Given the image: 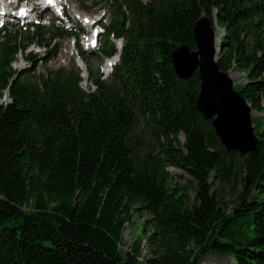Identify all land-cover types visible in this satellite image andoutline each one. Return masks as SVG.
<instances>
[{"label":"trees","instance_id":"16d2710c","mask_svg":"<svg viewBox=\"0 0 264 264\" xmlns=\"http://www.w3.org/2000/svg\"><path fill=\"white\" fill-rule=\"evenodd\" d=\"M100 2L106 36L123 46L108 80L87 69L88 91L76 67L11 66L61 27L0 29V264H201L210 253L264 264V119H252L251 151L226 149L197 109L198 72L182 79L172 64L178 46L196 50L205 15L223 31L218 68L244 72L234 88L264 112V0ZM114 52L103 44V56ZM171 167L189 175L193 197ZM138 210L149 217L122 254Z\"/></svg>","mask_w":264,"mask_h":264},{"label":"rangeland","instance_id":"374dc122","mask_svg":"<svg viewBox=\"0 0 264 264\" xmlns=\"http://www.w3.org/2000/svg\"><path fill=\"white\" fill-rule=\"evenodd\" d=\"M65 4V12L64 17L52 20L49 14L43 13L42 15L43 19L40 20L39 17H37L40 13L38 10H34L28 18H25L31 20L32 22H38L39 24H42L46 29L50 28L51 24L54 23L56 25L65 26V28H62V35L59 37L53 36V33H46L42 37V45L37 47V45L30 44L28 48L22 52L18 53L16 55L15 61L12 63V67L16 71H21L24 68H29V73L33 75V73H52L54 74L59 68H64L66 71L73 69L75 66L81 70V82L80 87L85 90H91L93 86L89 83L88 78L85 77L86 71H85V65L82 63V61L78 57V45H81L79 41L76 42V39L74 37L68 38V35L76 30L75 26V15H84L86 14L89 16L91 15H101L104 10H101L102 7L98 6L100 4V0H85L82 2L83 5L87 7H91L90 11H87L82 7V4L79 0H63ZM7 6H9L7 11H11V8L15 5L11 0L6 1ZM36 7V4L32 2L31 7ZM105 15H108V9L105 11ZM50 17V18H49ZM75 17V18H74ZM107 18V17H106ZM8 21L7 23H10V25L16 24L14 29H18L20 33L27 31L28 29L25 27V21L24 20H18L14 18L11 14L7 16V19H4L3 21L0 20V24L4 21ZM13 21H18V23H13ZM60 26V27H61ZM12 28V26H10ZM214 37H218L221 34V30L218 28H214ZM29 34L31 35V29ZM23 35V34H22ZM24 36V35H23ZM80 40L84 44H88L87 38ZM106 38L104 36H101L98 46L93 48H84L85 51V58L87 59V67L88 69L96 73L101 71L102 67V61L103 58L101 56V47L103 45V42ZM112 39V38H109ZM109 39L107 41H109ZM113 40V39H112ZM76 42V43H75ZM103 68V67H102ZM231 80L234 85L240 84L244 81V72L239 70H230L229 71ZM84 76V77H82ZM110 73L103 75V78H109ZM8 96L7 91H5L0 98V104L8 102ZM250 120L261 117L264 119V112L260 111H254L251 112ZM180 141H183V136H179ZM176 175V179L179 181V183L185 184L189 186V194L191 197L194 196V184L189 177V175L180 170L176 169L175 171H172ZM224 202L227 204V207H230L231 204H229V197L228 190H225L223 192ZM146 217H149V214L145 211H136L134 216L131 218L130 222L126 224L125 230L122 235V241L120 244L121 252L124 254L128 248V246L133 242V240L140 235L142 223L144 222V219ZM144 241L142 242V253H141V259L146 257V249L144 248ZM227 263H233V260L229 256H218L216 254L210 253L207 255L201 262V264H227Z\"/></svg>","mask_w":264,"mask_h":264},{"label":"water","instance_id":"95a60500","mask_svg":"<svg viewBox=\"0 0 264 264\" xmlns=\"http://www.w3.org/2000/svg\"><path fill=\"white\" fill-rule=\"evenodd\" d=\"M197 49L190 51L186 45L172 52V63L178 77L188 78L195 70L200 78V90L196 101L197 109L206 119H212L215 133L228 150H237L242 155L254 148L256 136L250 124L251 108L245 98L233 88L228 73L217 64L216 46L208 18L200 17L194 25ZM171 168L170 171H175Z\"/></svg>","mask_w":264,"mask_h":264},{"label":"bare ground","instance_id":"6f19581e","mask_svg":"<svg viewBox=\"0 0 264 264\" xmlns=\"http://www.w3.org/2000/svg\"><path fill=\"white\" fill-rule=\"evenodd\" d=\"M32 10H35V8H33ZM89 46V45H88ZM117 57H112L109 58L108 60H105V62L102 65V69L106 72H108L110 70V68L114 65V63L117 61Z\"/></svg>","mask_w":264,"mask_h":264},{"label":"snow or ice","instance_id":"6c2138e0","mask_svg":"<svg viewBox=\"0 0 264 264\" xmlns=\"http://www.w3.org/2000/svg\"><path fill=\"white\" fill-rule=\"evenodd\" d=\"M25 2H26V0H25ZM21 11H23V10H21Z\"/></svg>","mask_w":264,"mask_h":264}]
</instances>
